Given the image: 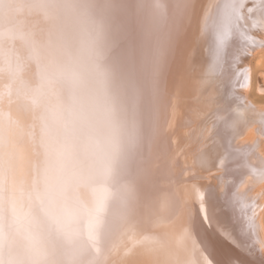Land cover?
<instances>
[{
	"label": "bare ground",
	"instance_id": "6f19581e",
	"mask_svg": "<svg viewBox=\"0 0 264 264\" xmlns=\"http://www.w3.org/2000/svg\"><path fill=\"white\" fill-rule=\"evenodd\" d=\"M231 2L0 0V264H264V22L240 88Z\"/></svg>",
	"mask_w": 264,
	"mask_h": 264
},
{
	"label": "snow or ice",
	"instance_id": "6c2138e0",
	"mask_svg": "<svg viewBox=\"0 0 264 264\" xmlns=\"http://www.w3.org/2000/svg\"><path fill=\"white\" fill-rule=\"evenodd\" d=\"M251 6H247L246 0H232L230 4L224 5L221 14V26L215 36L214 54L217 58V67L229 71L236 77V86L243 88L249 80L248 70H240L238 65L241 57L246 53L250 43L245 35L247 27L256 28L258 24L264 22V0H247ZM239 36L241 47L229 52L231 40ZM209 226H213V221L206 217ZM220 236L232 247L244 249L245 241L242 237L235 235L231 227L219 224L214 225ZM211 264V261H209Z\"/></svg>",
	"mask_w": 264,
	"mask_h": 264
},
{
	"label": "rangeland",
	"instance_id": "374dc122",
	"mask_svg": "<svg viewBox=\"0 0 264 264\" xmlns=\"http://www.w3.org/2000/svg\"><path fill=\"white\" fill-rule=\"evenodd\" d=\"M262 52L264 53V51H262ZM262 52L259 53L260 55L257 54L255 56V58L253 59L252 63H251V66L253 65L252 66V68H253L252 69V71H253L252 74H253V81H254L253 83H255V84L258 83V80H257L258 79V75L264 73V59H263L264 58V55H263ZM261 54L263 55L262 57H261ZM258 55H259V58L257 59ZM261 58H262V60H260ZM258 60L259 61H262V62H258ZM261 99H262L261 101H264V96Z\"/></svg>",
	"mask_w": 264,
	"mask_h": 264
}]
</instances>
